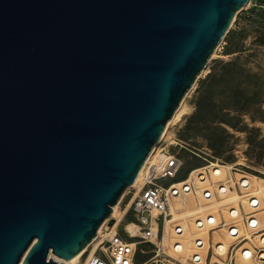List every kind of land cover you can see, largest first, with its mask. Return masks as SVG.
I'll return each mask as SVG.
<instances>
[{
    "label": "water",
    "instance_id": "water-1",
    "mask_svg": "<svg viewBox=\"0 0 264 264\" xmlns=\"http://www.w3.org/2000/svg\"><path fill=\"white\" fill-rule=\"evenodd\" d=\"M248 1L0 0V264L93 240Z\"/></svg>",
    "mask_w": 264,
    "mask_h": 264
},
{
    "label": "built area",
    "instance_id": "built-area-1",
    "mask_svg": "<svg viewBox=\"0 0 264 264\" xmlns=\"http://www.w3.org/2000/svg\"><path fill=\"white\" fill-rule=\"evenodd\" d=\"M181 150L204 164L182 176ZM207 155L165 137L120 201L132 230L109 219L76 264H264V175Z\"/></svg>",
    "mask_w": 264,
    "mask_h": 264
},
{
    "label": "rangeland",
    "instance_id": "rangeland-1",
    "mask_svg": "<svg viewBox=\"0 0 264 264\" xmlns=\"http://www.w3.org/2000/svg\"><path fill=\"white\" fill-rule=\"evenodd\" d=\"M256 2L258 6L254 7ZM215 55L209 60L205 73L199 76L193 89L187 94L180 120L169 127L166 137L172 134L179 139L185 137V141L191 146L206 152L208 154L206 158L211 162L218 161L222 165L238 162L239 165L244 164L250 172L264 175V0L262 2L248 1L247 7L237 14L229 33L220 42ZM232 61H236L242 70L239 72L235 87L230 89L232 92L224 89L221 90V95L224 98L223 102H227L232 96L236 98L235 102L240 110L237 112L225 110L229 112L226 118L235 127L211 122L206 125L209 128L208 131L200 129V132L194 133L193 130H187L188 121L195 110L196 98L201 91L205 92V88L199 89V82L206 77L215 64ZM246 71H249L252 76L247 77ZM199 127L206 128L203 124ZM209 133L223 138V145L217 152L208 146L206 135ZM180 154L187 163L182 176L190 168L204 164L203 161L184 150H181ZM122 209L123 203H119L117 212ZM125 224L126 222H121L119 228L121 229V225Z\"/></svg>",
    "mask_w": 264,
    "mask_h": 264
},
{
    "label": "trees",
    "instance_id": "trees-1",
    "mask_svg": "<svg viewBox=\"0 0 264 264\" xmlns=\"http://www.w3.org/2000/svg\"><path fill=\"white\" fill-rule=\"evenodd\" d=\"M242 67L237 64L236 61L228 62L218 65L215 64L206 75V77L199 82V89L205 88V92L196 98L195 110L188 121L187 130H193L194 133L200 132V129L209 130L206 125L211 122L223 123L231 127H235L228 118H226V111H239L236 98L230 97L227 102H223L224 98L221 95V90L226 89L228 92H232L237 83V78ZM245 75L251 77L249 71H246ZM235 93V91H234ZM204 125L206 128H200ZM194 125V126H193ZM199 127V128H198ZM223 138L214 134H207L206 140L208 146L215 152L221 149L223 145ZM181 140L185 141V137ZM186 142V141H185ZM264 165V164H263Z\"/></svg>",
    "mask_w": 264,
    "mask_h": 264
},
{
    "label": "bare ground",
    "instance_id": "bare-ground-1",
    "mask_svg": "<svg viewBox=\"0 0 264 264\" xmlns=\"http://www.w3.org/2000/svg\"><path fill=\"white\" fill-rule=\"evenodd\" d=\"M248 5V2L247 4L245 5V7H242L240 10H242L243 8H246ZM240 10L237 12L239 13ZM219 48V45L216 47L215 51L213 52L211 58H214L216 55V51L217 49ZM205 73V71H203L201 73V75ZM200 75V76H201ZM194 87V86H193ZM193 87L185 94V97L182 99V101L180 102L179 106L177 107L176 111L173 113L172 117L167 121L166 125H165V129L163 131V133L161 134L158 142L153 146L151 152L149 153L146 161L149 159V157H151V155L157 150V146L159 145V143L167 136V133H168V130H169V127L173 124H175L177 121L180 120V117L182 115V109H183V106H184V103H185V98L187 96V94L193 89ZM219 165H221L222 163H218ZM236 164H240V163H236ZM145 164L142 165L139 173L137 174L135 180L133 181V183L128 186L124 191L123 193L121 194V197L119 199V201L112 207V211H111V215L109 216L108 219H106L103 224L98 228L97 232L96 233H100L102 227L105 225V223L109 220V219H114L115 222L113 223V228L116 227L118 225L119 222L122 221V217H123V213L120 211L117 212V207L119 206V203L121 201V199L124 197V195L126 194V192L128 191V188H130L131 186H135L136 183L138 182L139 178H140V174H141V170L143 168ZM225 172H227L228 170L231 169V164H224L223 165V168H222ZM119 209V208H118ZM127 230L131 231L132 229V226L127 223L125 224ZM90 244V243H89ZM89 244H87L80 252H78L77 254H75L74 256H72L71 258L67 259V260H63L62 262H64L65 264H76L77 262L80 261V258L83 256V254L87 251V248L89 246ZM21 263V262H20ZM19 263V264H20Z\"/></svg>",
    "mask_w": 264,
    "mask_h": 264
},
{
    "label": "crops",
    "instance_id": "crops-1",
    "mask_svg": "<svg viewBox=\"0 0 264 264\" xmlns=\"http://www.w3.org/2000/svg\"><path fill=\"white\" fill-rule=\"evenodd\" d=\"M259 2H262V0H259ZM257 6H258V3L256 2L254 7H257Z\"/></svg>",
    "mask_w": 264,
    "mask_h": 264
}]
</instances>
